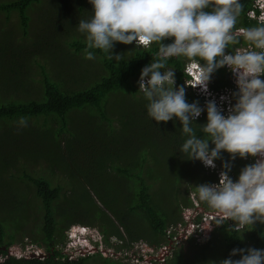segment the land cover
<instances>
[{"label": "trees", "instance_id": "16d2710c", "mask_svg": "<svg viewBox=\"0 0 264 264\" xmlns=\"http://www.w3.org/2000/svg\"><path fill=\"white\" fill-rule=\"evenodd\" d=\"M41 2L42 0H0V14L5 16V23L17 21L21 32L20 38L14 32L11 36L0 38V148L17 144L21 139H30L31 132L35 130H44L49 148H56V160L64 163L63 169H73L75 173L71 175H75L77 162L84 164L79 165L78 172L85 193L83 198L73 197L71 193L60 196L63 185H53L45 176L32 175L28 171L18 175V178L33 184L36 189L34 197L31 196L33 193L24 194L22 197L25 199L13 200L12 207L8 209L22 210L20 217L24 221L11 222L0 213V264H88L87 259L91 256L72 259L54 246L64 244L66 230L72 224H96L99 219L102 221V231L107 235V243L109 233H113L124 243L120 247H130L136 241H143L150 247L161 248L171 237L176 236V231L170 236L171 227L186 223L182 219L181 207L193 205L188 194L191 192L189 187L182 192L184 183H189L190 188L195 191L196 185L219 181L220 172L225 170V162L231 164L229 175L237 180L241 169L251 164L250 159L253 157L244 159L237 156L233 161L231 154L222 151V159L215 160L217 167L213 171L205 168L200 160L188 159L180 152L187 139L182 133V123L178 118L167 122L152 119L147 111L148 101L139 91L138 81L142 69L153 61L159 45L154 43L145 49L136 47L135 42H116L115 46L119 50L113 52L121 54L122 59L110 60L108 54L100 49H87L86 33L78 30L80 20L91 18L84 14L85 0H79V6L73 8L69 6V2L61 5L56 0L51 14L44 9L36 14ZM240 2L243 11L238 18L237 27L255 25L257 20L251 19L247 14L251 9L259 12L255 8V0ZM38 17L42 24L34 26ZM44 21L47 29L43 33ZM0 32L5 31L0 29ZM171 42L170 39L164 41ZM241 42L248 44L243 39ZM234 47L230 46L226 50L233 51ZM87 51L93 53L95 58L92 60H96L104 71L89 84L88 75L80 73L81 76L77 79L74 70L70 72V66L76 60H89L86 58ZM188 63L185 57H172L168 60L167 67L175 70L176 87L185 88L187 102L198 101L204 108L192 126L198 136L207 138L200 131V125L207 123L208 100L196 91L187 90L185 82L190 76L185 75V69ZM75 64L76 70L78 67ZM230 71L225 66L212 74L211 86L215 91L218 92L223 87H229L231 95L237 91ZM116 101L122 103L121 110L115 109ZM83 116H89V122L95 123L94 131L103 130L106 138L102 136L93 141L94 132L91 139L83 137L79 146L84 148L76 154L70 149L69 143L71 139H78L79 129L74 124ZM21 118L26 120V126L21 125ZM125 138L128 142H124ZM97 141L101 142V147L96 152L94 145ZM210 147H214L211 142ZM42 158V161L34 159V162H29L22 151H5L0 156V179L6 174L9 181L15 180L16 174L11 169L19 164L26 167L27 164L42 165L43 162H52L55 155ZM94 159L98 164L92 165L87 174L80 172V168L87 167ZM56 171L58 170H54V173ZM91 175H94L92 180ZM52 177L54 176H50V179ZM33 199L40 200L41 205L35 206ZM24 203L27 204L25 207ZM201 203L207 210H212L207 204ZM4 208L0 206V210H5ZM30 210H44L41 222L36 231L33 230L31 238L33 243L46 246L50 255L44 259L18 258L8 251L9 247L20 241L17 238H22L23 241L28 237V232L24 230ZM67 210L87 212L81 216ZM88 210L100 211L96 214L89 213ZM105 210H126L144 228L141 231L126 225L115 211L120 222L117 225ZM103 216L106 219L103 220ZM94 218L93 223L91 220ZM195 221L203 228L212 226L210 230L204 229L206 233L222 234L225 250L221 260L228 258L234 248H248L242 233H248L247 238L253 247L264 249V229L259 221L254 226H247L241 233L231 231L230 227L235 223L232 220L215 226L216 218L201 214ZM106 222L110 223L111 229L109 226L104 227ZM193 238L191 235L183 243H190ZM232 258L239 259L240 255ZM186 260L176 250L172 258L166 261L167 264H183ZM116 262L122 264L120 260Z\"/></svg>", "mask_w": 264, "mask_h": 264}, {"label": "clouds", "instance_id": "9594fccd", "mask_svg": "<svg viewBox=\"0 0 264 264\" xmlns=\"http://www.w3.org/2000/svg\"><path fill=\"white\" fill-rule=\"evenodd\" d=\"M89 2L94 13L89 20H80L78 24V30L86 33L87 49H100L108 54V59L119 61L121 54L113 53L116 42H135L136 47L145 49L154 43L159 45L153 61L142 69L139 91L148 101L147 111L152 119L167 122L178 118L182 123V133L187 139L181 146V153L188 159L200 160L212 171L217 167L215 160L222 159V151L231 154L233 161L237 156L256 158L254 163L241 169L237 180L229 175L231 164L225 162L219 181L196 185L194 198L214 210L217 225L234 221L230 229L236 233L244 232L257 221L264 224V79L261 78L264 77V13L258 18L250 16L257 20L255 25L237 27L243 11L240 0ZM257 3L262 8H258L259 12L264 11V0H257ZM169 39L171 43H164ZM241 39L249 44L247 49L236 48L226 53V49L239 44ZM172 57L187 58L185 75L190 76L187 83L208 100L207 123L200 125V131L207 138L198 136L192 126L204 108L198 101L188 103L185 88L176 87L175 70L167 67ZM86 58L95 57L87 51ZM225 66L232 71L238 87V91L232 93L235 100L229 90V98L221 97L211 86L212 74ZM20 123L27 125L24 118ZM210 142L214 147H210ZM201 214L207 215L200 212L191 216L192 220H186V224L197 225L193 233L199 234L212 227L203 228L196 223L195 218ZM90 227L89 224H72L66 230L63 244L67 247L73 240L86 254L72 256L63 252L62 244L54 247L72 259L95 255L99 240ZM9 249V253L18 258L44 259L50 255L47 251L44 256L42 251V255L28 257ZM238 254L239 259L232 258ZM219 264H264V249L234 248Z\"/></svg>", "mask_w": 264, "mask_h": 264}, {"label": "rangeland", "instance_id": "374dc122", "mask_svg": "<svg viewBox=\"0 0 264 264\" xmlns=\"http://www.w3.org/2000/svg\"><path fill=\"white\" fill-rule=\"evenodd\" d=\"M57 1H58L57 4H61V5H66L67 2H69L71 3L69 6H71L72 8L75 6H79L80 4L79 0H57ZM85 1L86 3L84 6V14H86V16L92 17L94 13L93 5L89 2V0H85ZM55 3H56V0H42L40 4L41 7L36 10V14H38L41 9L48 10V13L51 14V12H53L54 10ZM0 17H1L0 18V29H4L5 31V32H0V38L1 37L5 38V35L11 36L13 35L12 34L13 32L15 33L16 37L20 38L21 32L18 28L19 25L17 21L12 20L10 23L6 24L5 16L3 14L2 15L0 14ZM40 24H42L41 18L38 17L36 18L34 22V26H38ZM45 24H46V21L43 22V25H44L43 33L47 29ZM38 31L41 32L42 30H38ZM113 50H119V47L114 46ZM95 61L96 60H92V59L84 60L82 62L80 60H76L75 62L71 64L70 72L74 70L73 73L77 79L80 78L82 73L88 75L89 78H88L87 84H89L94 79H98L100 74L104 73L102 68L99 67L100 64H98ZM74 63H76L75 65L76 67H78L76 70L74 69ZM230 72H231L232 78H235L232 71ZM36 77H38V75ZM185 86L188 88L187 89L188 91H193V89L189 87V84L187 83V81L185 82ZM114 106L116 110H121L123 108L122 103L117 102V101L114 103ZM89 120H90L89 116L79 117V121L76 120L74 124L75 126L78 127L80 134H79L78 139L76 138L74 140L72 139L70 140L69 146H70V149L76 154H78L84 148V147L79 146L80 141H82L80 139H82L83 137L91 139V135L94 132V134L92 135L93 141L98 140L102 136L106 138V133L103 130L94 131L95 123L93 124L92 121L89 122ZM30 139L28 138L21 139L17 142V144H10V146L5 149L1 147L0 156L2 155L3 152L8 151V150H12L15 152L19 150V151L24 152V155L27 157L29 162H34V159L38 161H42L43 156L48 157L52 155H55V160L53 159L54 161L52 162H43L42 163L43 166L41 164L36 163L34 165L27 164L26 167H23L22 164H19V166L16 167L15 169H11V172L16 174L15 180L9 181V178L6 174L2 175V178L0 179V206L5 207L4 208L5 210H0V213L2 212L3 215L8 217L11 222H16V221L21 222V220L24 221V218L20 217L22 210H8L12 207V201L16 199L17 200L22 199L24 198L22 197L24 194L26 195L29 193H33L31 196L34 197V193L36 189L34 188L33 184H29L23 179L18 178V175H21L22 172L28 171L32 175H43L45 176L46 179H49L50 182L53 183V185H57V184L63 185L62 187L63 191L60 193V196L65 193H68V194L71 193L73 197L83 198L84 193H85L84 185H83V182L80 180L79 172H78L79 165H84V164L77 162V164L75 165L77 174L71 175L75 173V171L73 169H63L64 168L63 161L56 160L58 153L56 151V148H49L48 139H47V136L44 130L39 129V130H35L31 132ZM124 142H128V140L125 138ZM100 147H101V142L97 141L96 144L94 145L95 151L96 152L99 151ZM96 152L95 154L97 155ZM250 160H251V163L255 162V158L250 159ZM96 164H98V162L94 159L92 163H88L87 167L80 168V172L87 174V172H89V170L92 168V165L94 166ZM56 169L58 171L54 173V170ZM50 176H54V177L50 179ZM93 176L94 175L90 176L91 180ZM10 177L14 179L12 175H10ZM188 187H189V191H191L188 194L190 195L193 205L189 207H186L183 205L181 207L182 208L181 215L183 217L181 218L184 219L185 222L186 220H189V219L192 220L193 217L191 216H195L196 213L200 212L198 211L199 210L198 208L196 209L194 208L196 204H198V206L199 205L202 206L201 207L203 210L201 211L202 213H205L213 218L218 219L215 215H213L214 213H212L214 212V210L212 211L207 210L200 201L194 198L193 194L195 193V191H193L190 188L191 186L189 183H184L182 185V192L184 193L185 189ZM92 193L95 194L93 190H92ZM33 204L38 207L41 205L40 200H34V199H33ZM26 205L27 204L24 203L23 206L25 207ZM67 211H70V212L74 211L80 214L81 216H83L85 212H87V210H67ZM99 211L100 210H88L89 213H93V212L96 213ZM105 211L109 214L111 219L115 223H117V225H120V222L116 215V212L118 215H120L123 218L124 223L126 225L134 227L138 230L141 229V231H142V228H144L141 225V223L137 221V219L133 218L135 216L129 215L126 212V210H118V211L117 210H105ZM28 213L29 215H28L26 227L24 230L25 232L26 231L28 232L27 234L28 237H25L23 241H22V238H17L20 241L15 243V245H12L9 250L16 251L15 253L21 252L22 255H26V253L30 254L33 252H40V254L42 255V251L45 253L47 252L46 246H40L37 243H33L31 238L33 237V234H34L33 230L36 231L38 223L41 222V217L44 214V210H30V212ZM95 219L96 218L92 219L91 221L94 223ZM104 219H106L105 216H103V220ZM95 223L96 224H89V226H91L90 230L95 233L96 239L99 240L98 245L95 246L96 248H99V249L97 250L95 255H92L90 258L87 259L88 264H118L116 260H120L122 264L123 263L124 264H136V263L137 264H156V262L157 264H167L166 260L172 258L176 250H178L184 256V258H187L186 262H184L183 264H205V262H207L206 264H213V262H215L216 264L217 261H221V259L223 258V254L225 250V243L222 240L223 236L221 233H215L212 235L209 232L206 233L204 229L201 232V234L192 233L194 231L193 230L191 231V229L190 230L188 229L190 224H186V223L179 227L172 228L173 231H176L178 235L180 234L181 236L179 235L176 239L172 241L170 240L167 244H164L161 248L150 247L147 243L143 241H139V242L136 241L130 247H120L121 245H124V243L120 242L119 238L113 233H109V237H108L109 242L107 243L105 240V237L107 235L103 233L102 227L100 226L102 221L99 219ZM216 225L217 224H215V226ZM106 226H109V229H111L110 223L104 224V227ZM261 227L264 229V224H261ZM122 232L124 233L123 230ZM182 232L186 233L187 235L191 233V235L194 236L193 240L190 243H186V242L183 243L184 240H186V237H188L189 239V236L185 234H181ZM247 234L248 233L246 234L242 233V236L244 238V243L247 245L248 248L253 247V244L247 238ZM101 235L103 236V239ZM180 244H182V247H180ZM60 247L62 248L63 252L68 253L67 247L65 245L64 246L61 245ZM102 255L103 257H106L109 260L103 258Z\"/></svg>", "mask_w": 264, "mask_h": 264}, {"label": "built area", "instance_id": "2783aa9c", "mask_svg": "<svg viewBox=\"0 0 264 264\" xmlns=\"http://www.w3.org/2000/svg\"><path fill=\"white\" fill-rule=\"evenodd\" d=\"M258 7H260V6H258V3H257V0H255V8H258ZM257 12H256V10L255 9H252L251 10V15L252 16H255V14H256ZM256 159V158H255ZM199 210L198 211H203L202 210V208L201 207H197ZM199 212V213H200ZM212 213H214V212H212ZM213 215H215V213L213 214ZM197 225L195 224V223H193V222H191L190 223V226L188 227V229L190 230L191 229V231L196 227ZM174 231L172 230V227H171V229L169 230V233H170V236H171V234L173 233ZM193 233V232H192ZM181 234H185V235H187L186 233H184V232H182ZM191 234V233H190ZM189 234V235H190ZM180 235V234H179ZM178 233L176 232V236H174V237H171L170 239H169V241L171 240H174V239H176L178 236ZM189 235H187V236H189ZM169 236V237H170ZM181 236V235H180ZM191 236V235H190ZM189 236V237H190ZM186 239H188V237H186ZM75 241H73V240H71L70 242H69V245L67 246V251H68V253H70L72 256H77V255H84V254H86L85 252H84V250L83 249H81V248H77L76 246H75ZM13 253H15L16 251H12ZM15 254H17V255H21V252L20 253H15ZM40 254V252H33V253H30V254H28V253H26V256H28V257H32V256H37V255H39ZM47 253H44V256L46 255Z\"/></svg>", "mask_w": 264, "mask_h": 264}, {"label": "flooded vegetation", "instance_id": "af4514ba", "mask_svg": "<svg viewBox=\"0 0 264 264\" xmlns=\"http://www.w3.org/2000/svg\"><path fill=\"white\" fill-rule=\"evenodd\" d=\"M259 6V5H258ZM259 9H262L261 7H258ZM252 10V9H251ZM251 10H249L248 12H247V14H248V16L250 17V16H252L251 15ZM262 13H264V11L263 10H261L260 12H258V13H256L255 14V17H259ZM254 20H256V19H254ZM249 47V44H246L245 42H241V43H239V44H237V45H235V47H234V49H233V51H235V49L236 48H240L241 50H243V49H247ZM232 51H228V50H226V53H231ZM227 68H228V66H227ZM229 69V68H228ZM262 79H264V77H261ZM232 82H233V84H235V88L237 89V91H238V87H237V84H236V82H235V78H233V80H232ZM228 90H230L229 89V87H223V88H221V89H219V92H220V96L221 97H227V98H229L230 96H229V91ZM231 97H232V95H231ZM233 98V97H232ZM235 100V99H234ZM77 223H79V222H77ZM81 224H83V223H81ZM109 237V236H108Z\"/></svg>", "mask_w": 264, "mask_h": 264}, {"label": "water", "instance_id": "95a60500", "mask_svg": "<svg viewBox=\"0 0 264 264\" xmlns=\"http://www.w3.org/2000/svg\"><path fill=\"white\" fill-rule=\"evenodd\" d=\"M3 248H5V246Z\"/></svg>", "mask_w": 264, "mask_h": 264}]
</instances>
